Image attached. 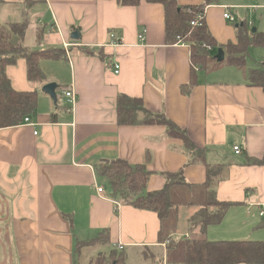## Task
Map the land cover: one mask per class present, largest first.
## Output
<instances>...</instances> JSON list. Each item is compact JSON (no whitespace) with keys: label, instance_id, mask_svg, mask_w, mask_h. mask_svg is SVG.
Segmentation results:
<instances>
[{"label":"crops","instance_id":"obj_1","mask_svg":"<svg viewBox=\"0 0 264 264\" xmlns=\"http://www.w3.org/2000/svg\"><path fill=\"white\" fill-rule=\"evenodd\" d=\"M177 2L193 6L205 0ZM212 2L205 21L220 45L237 44L244 23L250 31L264 32L257 28L264 19V0ZM224 7L237 23L224 19ZM24 22L26 48L60 56L40 61L44 83L28 80L25 59L6 69L16 91H35L39 101L31 117L35 126L0 129V264H77V244L102 233L109 238L108 253L116 251L115 244L124 246L127 264L161 263L163 251L169 263L182 264L183 244L194 237L213 242L264 237V166L246 164L248 158L264 157V90L250 84L252 71L264 72V48L250 49L243 68L230 66L226 54L223 62L211 61L197 70L198 85L186 96L181 89L190 80V50L166 45L160 5L0 0V30ZM74 31L79 40L72 39ZM113 33L121 45L112 46ZM52 83L57 85L56 103L42 91ZM66 89L78 97L73 112L63 96ZM120 95L142 99L151 113L185 131L205 151L208 163L228 167L216 190L217 200L230 204L220 224L206 230L192 226L205 202L206 168L187 165L183 142L168 138L163 126H120ZM116 160L145 166L149 192L163 190L165 174L183 169L190 186L172 192L177 206L168 219L162 222L154 212L121 203L117 207L95 173L96 165ZM167 222L180 227L169 228ZM170 238L173 246L165 249ZM148 249H160L161 255L140 251Z\"/></svg>","mask_w":264,"mask_h":264},{"label":"trees","instance_id":"obj_2","mask_svg":"<svg viewBox=\"0 0 264 264\" xmlns=\"http://www.w3.org/2000/svg\"><path fill=\"white\" fill-rule=\"evenodd\" d=\"M145 1L163 7L165 16V43L168 46L184 43L189 47L192 71L189 82L182 87V93L190 95L198 85L197 70H204L215 53L223 49L230 66L243 68L247 55L252 48H264V32H253L246 23L238 27L237 44L220 45L210 32L205 21L206 8L213 4L205 0L201 5L179 6L177 0H117L123 7H135ZM202 17V19H200ZM193 22L200 25L193 27ZM27 22L12 25L8 31L0 30V129H8L23 124L26 117L35 115L38 107L37 92H18L7 76V67L20 59L28 64L27 77L32 83H44L45 75L40 69V61L54 59L60 53L54 51H36L26 48L23 44ZM208 47L211 50H208ZM214 51V53H213ZM87 54L92 52L87 51ZM251 86L264 90V72L250 73ZM118 123L120 126H163L167 137L183 142L189 155L187 165H202L207 171L204 185L206 196L201 204L202 210L191 219L192 226L203 230L222 222L230 204L217 200L216 190L228 174V167L221 164H210L206 153L198 148L174 122L164 115L151 113L142 99L120 95L116 104ZM248 166L263 167L264 157L249 159ZM96 177L107 186L110 197L121 204L132 206L141 211H150L158 215L160 221L169 218L171 210L177 206L172 198L174 189L190 186L184 178V171L165 174L166 185L159 192H149L147 185L150 173L145 166H133L121 160L103 161L95 166ZM109 238L106 233L89 242H81L76 246L74 257L79 264L83 261L82 250L88 247H101L109 250ZM171 246L168 249H171ZM182 264H264V241H209L206 238L194 237L183 244ZM105 254V255H103ZM108 254V256L106 255ZM88 256L89 253H86ZM87 264H126V256L122 252L101 253Z\"/></svg>","mask_w":264,"mask_h":264},{"label":"built area","instance_id":"obj_3","mask_svg":"<svg viewBox=\"0 0 264 264\" xmlns=\"http://www.w3.org/2000/svg\"><path fill=\"white\" fill-rule=\"evenodd\" d=\"M224 9L226 10V11H224V15H223L224 19L227 20L231 24L237 23V17L235 15H233L231 12H229L228 9H227V7H224ZM200 19H202V17ZM199 25H200L199 22H193L192 23V26L193 27H196V26H199ZM249 26H252V25L249 24ZM139 39L141 41L144 40V33H142L141 35H139ZM110 40L112 42L111 44H112L113 47L119 46L123 42L122 39L118 38L116 36V34H114V33L110 35ZM180 44L185 45L184 43H180ZM118 71H119V66H115V72L118 73ZM63 96L66 99L67 106H68L69 110L71 112H73L74 111V108L76 107V105L78 103V97H77L76 93L72 89H66V90L63 91ZM22 125L35 126L33 124V122L31 121V118H29V117H26L25 118V120H24V122H23ZM234 151L239 154L240 153L239 147H235L234 148ZM97 193L99 195H103L104 194V189L102 187H98L97 188ZM114 203L117 205V207L120 206L119 202H117L115 200H114ZM263 215L264 214L261 213V216H263ZM113 247L118 252H122L124 250V246L121 245V244H115V245H113ZM163 247L165 249H167V245L166 244H163Z\"/></svg>","mask_w":264,"mask_h":264},{"label":"rangeland","instance_id":"obj_4","mask_svg":"<svg viewBox=\"0 0 264 264\" xmlns=\"http://www.w3.org/2000/svg\"><path fill=\"white\" fill-rule=\"evenodd\" d=\"M229 24H231V23H229ZM257 28H259V30H263L264 29V19L262 20L261 25H257ZM177 189H174V190L177 191ZM173 198L176 199V196H173ZM167 223H168V227L169 228L180 227V225L177 224L176 222H172V223L171 222H167ZM171 240H173V239L172 238L167 239V242L165 243L167 245V249H168L169 246L172 245V241ZM236 240H239V241H241V240L264 241V237H261V238L253 237V239H251V237H249V238H246V239H236ZM140 251L143 254L156 253L159 256L161 255L160 252H159L160 249H148V250H140ZM107 252H108L107 249H103L101 247L84 248L82 250V253H83V256H84V257H82L83 261L80 262L79 264H87L90 260L95 259L99 254L107 253ZM86 253H89V255L87 256ZM103 255H105V254H103ZM106 255L108 256V254H106ZM168 260H169L168 257H166V259L164 258V251H163L162 258H161V263H154L152 261H151V263L150 262H141V261H139V262H132L131 264H171V263H169Z\"/></svg>","mask_w":264,"mask_h":264},{"label":"water","instance_id":"obj_5","mask_svg":"<svg viewBox=\"0 0 264 264\" xmlns=\"http://www.w3.org/2000/svg\"><path fill=\"white\" fill-rule=\"evenodd\" d=\"M243 26V24L241 25ZM253 32H256V29H253ZM72 39L73 40H79L80 39V33L78 31H74L72 33ZM215 60L217 62H223L225 61V53L222 49H219L217 52V55L215 56ZM56 90L57 85L56 84H47L43 87L42 91L49 95V97L54 101V103L57 102V96H56Z\"/></svg>","mask_w":264,"mask_h":264}]
</instances>
